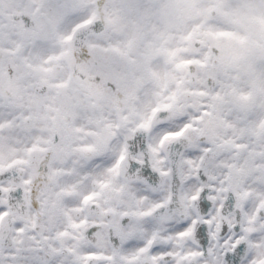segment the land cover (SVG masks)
Wrapping results in <instances>:
<instances>
[{
  "label": "snow or ice",
  "instance_id": "obj_1",
  "mask_svg": "<svg viewBox=\"0 0 264 264\" xmlns=\"http://www.w3.org/2000/svg\"><path fill=\"white\" fill-rule=\"evenodd\" d=\"M0 264H264V0H0Z\"/></svg>",
  "mask_w": 264,
  "mask_h": 264
}]
</instances>
